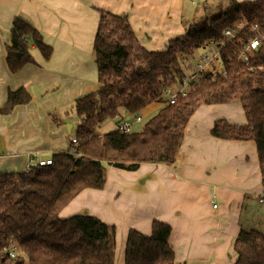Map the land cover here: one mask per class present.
I'll return each instance as SVG.
<instances>
[{"label":"trees","instance_id":"1","mask_svg":"<svg viewBox=\"0 0 264 264\" xmlns=\"http://www.w3.org/2000/svg\"><path fill=\"white\" fill-rule=\"evenodd\" d=\"M93 40L99 88L78 97L73 104L79 123L76 142L67 151L55 152L51 163L30 165L23 171L0 172V264H114L115 227L89 214L61 218L59 213L85 188H103L106 165L135 170L142 162L172 164L183 143L187 124L202 104L239 101L246 123L238 136L250 134L257 146L264 184V40L247 63L237 54L251 36L243 30L228 41L225 30L239 22L264 23V0H230L216 14L193 20L185 32L170 39L163 50L146 48L126 16L98 9ZM211 40L223 44L226 75L206 73L190 84L186 95L169 103L165 88L179 85L187 75L186 56ZM31 45L44 58L53 47L28 20L15 17L6 62L18 72L35 60ZM26 87L9 89L0 112L8 114L18 104L31 101ZM164 105L140 130L106 133L99 126L125 113L135 116L153 102ZM171 226L153 220L150 234L129 229L124 264H179L168 243ZM12 247L16 256L9 255ZM234 249L235 264H264V232L242 227Z\"/></svg>","mask_w":264,"mask_h":264},{"label":"crops","instance_id":"2","mask_svg":"<svg viewBox=\"0 0 264 264\" xmlns=\"http://www.w3.org/2000/svg\"><path fill=\"white\" fill-rule=\"evenodd\" d=\"M189 1L0 0V108L9 89L24 86L32 96L12 112H0V172L23 171L71 147L79 123L74 101L100 86L93 51L98 9L126 16L141 44L163 50L193 19ZM15 17L30 21L53 52L46 59L31 45L35 61L11 72L6 46ZM151 106L140 112L149 113ZM122 115L133 125L142 120ZM118 117L111 122L117 125ZM245 123L239 101L202 104L174 163L142 162L135 170L107 164L104 187L83 189L60 217L89 214L113 225L115 264L125 262L129 229L150 234L153 220L171 226L168 243L177 263L235 264L241 228L264 229L257 146L250 134L238 136Z\"/></svg>","mask_w":264,"mask_h":264},{"label":"built area","instance_id":"3","mask_svg":"<svg viewBox=\"0 0 264 264\" xmlns=\"http://www.w3.org/2000/svg\"><path fill=\"white\" fill-rule=\"evenodd\" d=\"M249 30L250 37L244 42L242 51L237 54L236 60L238 62L247 63L249 58L255 53V51L260 47L264 40V23L259 21L248 22L242 21L239 22L233 28H228L225 30L224 35L228 41L236 40L240 37V33L243 30ZM221 44L216 43L214 40H211L205 47L207 48L203 53L200 54L197 63L196 70L184 78L181 84L174 85L172 87L165 88V94L167 96V101L169 103L176 102L179 95H186L189 91L190 84L194 80H200L204 74H211L212 78H217L219 74L226 75L227 71L223 64V59L221 55ZM203 47V48H205ZM214 49V50H213ZM178 86V87H177ZM176 87V88H175ZM141 117L137 116L135 121H140ZM117 128L122 132H131L133 131V122L128 118L118 117L117 119ZM73 142H76V138H72ZM38 163L40 164H49V160H41ZM258 202L264 205V191L259 195ZM215 206V205H214ZM17 248L12 247L9 250V255L14 257L17 254Z\"/></svg>","mask_w":264,"mask_h":264},{"label":"rangeland","instance_id":"4","mask_svg":"<svg viewBox=\"0 0 264 264\" xmlns=\"http://www.w3.org/2000/svg\"><path fill=\"white\" fill-rule=\"evenodd\" d=\"M229 1L230 0H194L193 2L192 1H189L188 2L189 12L191 14H194L195 13L193 19L190 20L189 23L192 22L193 20H197V19L202 18V17H205L207 15L216 14L220 10L224 9L228 5V2ZM207 48H209V47H205V48L201 47V48H198L195 51V53H194L193 56H186V57H184L183 66H184V68H185V70L187 72L186 77L188 75H190L191 73H193L196 70L197 60H198L200 54L203 53ZM164 102H165L164 100H159V101L153 102L152 103V106H151L152 107L151 108L152 111H150L147 114H144L143 112H140V115H141L142 120L138 124H134L133 125V128L135 130L142 129L143 125L146 123L147 120H149L150 116L152 114L154 115L155 112H157V110L161 106L164 105ZM157 106H159V107H157ZM128 116L131 117L132 115H128ZM137 116H139V114L135 115L134 116V119ZM75 117H78V116L76 115ZM119 117H122L124 119L127 118L124 115H119ZM111 121L112 120L109 119V120H106V121L102 122L101 125L99 126V129H98L99 132L103 134V133H106V132H108V131H110V130H112L114 128H117V125H115ZM73 138H76V137H73ZM260 226L261 227H258L257 229L261 230L263 224L260 225ZM262 231L264 232V229ZM114 250H115V253H114V264H115L116 240H115V249Z\"/></svg>","mask_w":264,"mask_h":264}]
</instances>
